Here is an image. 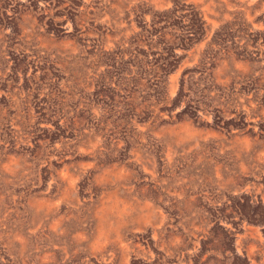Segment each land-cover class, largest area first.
<instances>
[{
  "label": "rangeland",
  "instance_id": "1",
  "mask_svg": "<svg viewBox=\"0 0 264 264\" xmlns=\"http://www.w3.org/2000/svg\"><path fill=\"white\" fill-rule=\"evenodd\" d=\"M0 264H264V0H0Z\"/></svg>",
  "mask_w": 264,
  "mask_h": 264
}]
</instances>
